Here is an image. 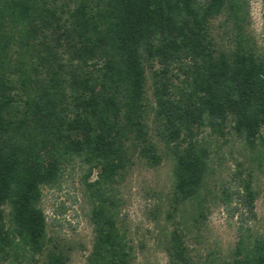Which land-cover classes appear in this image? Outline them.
Returning <instances> with one entry per match:
<instances>
[{
    "label": "trees",
    "instance_id": "1",
    "mask_svg": "<svg viewBox=\"0 0 264 264\" xmlns=\"http://www.w3.org/2000/svg\"><path fill=\"white\" fill-rule=\"evenodd\" d=\"M248 19L245 0H0V264H67L49 248L41 201L75 164L91 205L88 264L133 262L117 190L135 158L151 168L171 158L173 211L201 230L215 154L201 134H230L264 156V57ZM244 170L216 182L237 241L207 264H264ZM166 253L196 264L180 227Z\"/></svg>",
    "mask_w": 264,
    "mask_h": 264
},
{
    "label": "rangeland",
    "instance_id": "2",
    "mask_svg": "<svg viewBox=\"0 0 264 264\" xmlns=\"http://www.w3.org/2000/svg\"><path fill=\"white\" fill-rule=\"evenodd\" d=\"M245 1L249 11L246 31L264 57V0ZM222 21L223 18H217L212 22V31L217 39H220L218 32L221 31ZM147 76V97L152 100L150 71ZM201 137H205L215 148L214 172L209 182L213 193L201 230L193 227L184 211H173L171 158L166 157L156 168L148 167L135 158L133 166L120 178L117 190L119 226L133 248L132 264H171L166 248L171 232L178 227L183 231L196 264H207L210 257H229L237 241V224L218 199L216 182L229 179L238 164L245 169V174L251 172L258 194L257 220L251 225L256 231H264V156L253 159L243 142L230 134L221 138L209 135L206 130ZM84 175L83 166L75 164L65 171L59 184L43 189L41 207L47 217L49 248L63 252L67 264H88L94 240ZM95 177L96 172L92 179Z\"/></svg>",
    "mask_w": 264,
    "mask_h": 264
}]
</instances>
